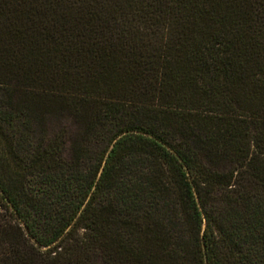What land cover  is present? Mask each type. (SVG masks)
<instances>
[{
    "label": "trees",
    "instance_id": "1",
    "mask_svg": "<svg viewBox=\"0 0 264 264\" xmlns=\"http://www.w3.org/2000/svg\"><path fill=\"white\" fill-rule=\"evenodd\" d=\"M0 264H264V0H0Z\"/></svg>",
    "mask_w": 264,
    "mask_h": 264
}]
</instances>
